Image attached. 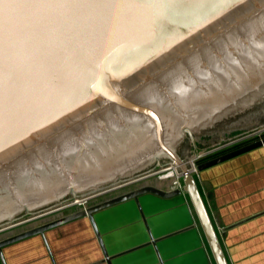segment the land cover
Returning <instances> with one entry per match:
<instances>
[{"label":"water","instance_id":"obj_1","mask_svg":"<svg viewBox=\"0 0 264 264\" xmlns=\"http://www.w3.org/2000/svg\"><path fill=\"white\" fill-rule=\"evenodd\" d=\"M246 6L244 14L228 8L201 23L195 6L171 16L161 15L162 4L80 15L26 11L4 0L0 12L14 23L17 109L0 138V232L75 210L1 239L0 264L1 249L20 240L84 217L92 225L95 212L142 194L179 195L139 184L85 204L172 161L214 264H227L181 159L194 154L183 129L202 151L264 125V0ZM260 147L264 137L196 171ZM68 196L85 205H62Z\"/></svg>","mask_w":264,"mask_h":264},{"label":"crops","instance_id":"obj_2","mask_svg":"<svg viewBox=\"0 0 264 264\" xmlns=\"http://www.w3.org/2000/svg\"><path fill=\"white\" fill-rule=\"evenodd\" d=\"M194 182L227 264H264V149L197 172ZM58 217L38 219L4 238ZM91 217L92 225L84 217L3 247V264H214L185 193L142 194Z\"/></svg>","mask_w":264,"mask_h":264},{"label":"snow or ice","instance_id":"obj_3","mask_svg":"<svg viewBox=\"0 0 264 264\" xmlns=\"http://www.w3.org/2000/svg\"><path fill=\"white\" fill-rule=\"evenodd\" d=\"M11 2L26 11L41 13L59 11L61 14L80 15L90 13L104 15L117 7H154L162 4L165 13H161V15L171 16L176 11L195 6L199 9L201 23L211 21L228 8H236L239 14H244L247 11L246 0H11ZM3 3L4 0H0V5ZM247 3H251V0H247ZM160 27L166 29L168 25L163 22ZM13 29V21L6 19L0 12V138L3 137L5 125L13 126L16 120L17 97L14 92Z\"/></svg>","mask_w":264,"mask_h":264},{"label":"rangeland","instance_id":"obj_4","mask_svg":"<svg viewBox=\"0 0 264 264\" xmlns=\"http://www.w3.org/2000/svg\"><path fill=\"white\" fill-rule=\"evenodd\" d=\"M185 131L187 132V133H189L190 132V134H191V136H188V138H189V140H190V143H191V146H192V148H193V151H194V155L195 154H198L199 152H200V150H199V148H198V146H197V144H196V142H195V139H194V137H193V135H192V133H191V131L189 130V129H185ZM259 131H260V133H259ZM251 133H253V134H251ZM189 135V134H188ZM255 135V136H254ZM256 135H260V136H263L264 135V125H262V126H260V127H257V128H255V129H252V130H250V131H248V132H245V133H243V134H240V135H238V136H236V137H233V138H231V139H228V140H226V141H223V142H221V143H219V144H216V145H214V146H211V147H209V148H207V149H204V150H211V149H213V148H216V147H218V146H221V145H225V144H227V143H229V142H231V141H233V140H237V139H240V138H243V137H245L246 136V138H245V140H243V141H241V142H239V143H237V144H235V145H230V146H224V148L223 149H221V151L220 152H218L217 154H219V153H223V152H226V151H228L229 149H234V148H236V147H239V146H241L242 144H247V143H249V142H254V141H256V140H258V139H260V138H262V137H257ZM203 151V150H202ZM215 156V155H214ZM213 157V156H212ZM209 158H211V157H209ZM208 157L207 158H204V159H201L202 161H205V160H208L209 159ZM202 161H200V162H202ZM199 162V163H200ZM167 164V163H166ZM166 164H163V165H160V166H157V167H153V168H150V169H147V170H144V172H145V175L146 176H148L146 179H144V180H141V181H139L138 183H135V184H130V185H128V186H125V187H123V188H121V189H119V190H116V191H114V192H109L108 194H105V195H100V196H96V197H93L92 199H89L85 204L86 205H89V204H92L93 202H95L96 201V199L98 200V199H103L104 197L105 198H107V197H109L110 195H112V194H114L115 192H122V191H127L128 189H130V188H132L133 186H137V185H139V184H142V183H144V182H150V183H154V182H156V183H160V184H167L168 182L167 181H165V180H158V176H160V175H162L163 174V172H161V171H163V169H161L162 167H164ZM198 164V163H197ZM160 169V170H159ZM168 177H171V175H170V173H169V175H168ZM149 179V180H148ZM159 181V182H158ZM69 198H71L70 196H68L67 198H65V200H63L62 202H61V204L62 205H67V204H69V203H71L72 201H76V200H78L77 198L78 197H76V198H73V199H69ZM81 199V198H80ZM71 201V202H70ZM75 207H79V206H77V205H74ZM80 207H82V206H80ZM75 210V208L73 207V208H67V209H65V210H61V211H58V212H54V213H50V214H48V215H46V216H44V217H42V218H39V220L40 219H47L48 217H50V216H56V215H65V214H67V213H70V212H72V211H74ZM27 218H29V216L27 217V216H24V217H22L21 219H19V220H17L16 222H19V221H23V220H25V219H27ZM36 220V219H35ZM38 220V219H37ZM36 220V221H37ZM34 221H32V222H29V223H25V224H23L22 225V228H24V227H31V226H33L34 225ZM21 228V227H20ZM17 229H19V226H18V228ZM17 229L15 228V229H11V230H5V231H2V232H0V239H2L3 237H5V236H7V235H9V234H11V233H13V232H16L17 231ZM13 230V231H12ZM8 231H11V232H8ZM6 232V233H5Z\"/></svg>","mask_w":264,"mask_h":264},{"label":"built area","instance_id":"obj_5","mask_svg":"<svg viewBox=\"0 0 264 264\" xmlns=\"http://www.w3.org/2000/svg\"><path fill=\"white\" fill-rule=\"evenodd\" d=\"M260 133V131H259ZM253 134V133H251ZM255 136V135H254ZM257 137H259L260 135H256ZM246 136L243 137V138H240V139H237V140H233L225 145H221V146H218L216 148H213L211 150H203V151H200L198 154H193L191 155L187 160V173L193 177L196 176L197 174V171H196V165L197 163H199L200 161H202L201 159H204V158H209V157H212L214 155H216L218 152L221 151V149L224 148V146H230V145H235L243 140H245ZM243 139V140H242ZM261 139V138H260ZM241 140V141H240ZM165 170H167L166 168V165L164 166ZM163 170V172L165 171ZM162 172V171H161ZM168 172V170L166 171V173ZM172 172V171H169V173ZM173 173H174V176L173 177H170V178H167V179H163V175H166L165 173H163L162 175L158 176V180H165L167 181V186L165 187V190L164 191H172V190H178L181 193H183L181 190H182V183H181V180H182V175L180 174V172L174 168L173 170ZM81 201H73L72 203L77 205V206H83L84 204V201L83 203H80ZM85 205V204H84ZM216 231V229H215ZM217 233H219L217 231ZM216 233V234H217Z\"/></svg>","mask_w":264,"mask_h":264},{"label":"bare ground","instance_id":"obj_6","mask_svg":"<svg viewBox=\"0 0 264 264\" xmlns=\"http://www.w3.org/2000/svg\"><path fill=\"white\" fill-rule=\"evenodd\" d=\"M185 129H189V128H185ZM185 129H183V130L185 131ZM185 132H186V131H185ZM186 133H187V132H186ZM188 134H189V135H188ZM187 135H188V136H191L190 132L187 133ZM166 168H167V170H168L167 173H166L167 170H165L164 167L161 168V169L165 170L164 172H163V171H162V172L166 174V175H163V179L170 178V177H168V175H169V171H172V172H170V175H171V177H173V176H174V173H173L174 168L178 170V166H177V164L175 163V161H172V162L167 163V164H166ZM159 170H160V169H159ZM178 171H179V170H178ZM143 180H144V179H143ZM148 180H149V179H148ZM153 187H154V186H153ZM78 201H81L80 203H83V201L85 202L86 200H85L84 198H81V199L79 198ZM72 202H73V201H72ZM72 202H71V204H73ZM73 205H75V204H73ZM83 206H84V204H83ZM39 218H40V217H39ZM39 218H36V220L39 219ZM36 220L33 219V220L28 221V222H26V223H29V222H32V221L35 222ZM24 224H25V223H24ZM22 225H23V224L18 225L19 228H20V227L22 228ZM18 226L12 227V228H10L9 230H11V229H15V228L17 229ZM12 231H13V230H12ZM21 231H22V230H21ZM9 232H11V231H9ZM3 238H4V237H3ZM3 238H2V239H3ZM0 240H1V239H0Z\"/></svg>","mask_w":264,"mask_h":264}]
</instances>
